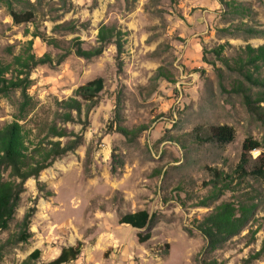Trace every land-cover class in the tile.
Instances as JSON below:
<instances>
[{"label": "rangeland", "instance_id": "374dc122", "mask_svg": "<svg viewBox=\"0 0 264 264\" xmlns=\"http://www.w3.org/2000/svg\"><path fill=\"white\" fill-rule=\"evenodd\" d=\"M11 1L34 19L17 24L0 2V59L11 62L33 40L32 53L53 60L31 74L30 94L38 106L21 124L33 132L32 139L38 141L56 120L57 101L74 97L99 77L106 86L87 119L83 112L82 144L41 173L46 190L40 192L34 178L27 181L0 238L6 243L35 208L31 238L6 244L0 264H22L35 250H41L38 264H48L78 242L83 250L71 264H264V256L246 262L264 241L263 176H250L235 193L201 204L211 193L213 169L233 175L246 140L260 144L249 169L264 161V59L246 61L248 46H264V0ZM102 25L128 32L121 72L114 45L90 60L72 50L74 40L84 49L97 46ZM242 59L240 70L235 64ZM160 67L171 82L156 77ZM120 91L122 125L142 128L131 141L111 128ZM19 97V92L12 100L0 97V128L13 122ZM57 123L75 132L83 127ZM223 125L235 129L232 143L219 146L203 138V130ZM244 193L259 205L254 218L223 247L206 250L196 225L215 206ZM141 210L154 216L149 228L120 224L122 215ZM149 232L152 238L140 244L138 233Z\"/></svg>", "mask_w": 264, "mask_h": 264}, {"label": "trees", "instance_id": "16d2710c", "mask_svg": "<svg viewBox=\"0 0 264 264\" xmlns=\"http://www.w3.org/2000/svg\"><path fill=\"white\" fill-rule=\"evenodd\" d=\"M4 3L13 20L17 24L32 22L33 12L17 11L11 0H0ZM128 32L123 31L116 25H102L98 37V45L91 49H84L78 40L73 41L72 50L81 58L90 60L101 56L109 45L116 47V64L118 71L121 72L124 62L126 37ZM34 37L47 39L40 35ZM55 45L54 42H48ZM34 41L27 43V48L13 58L11 62L0 59V97L12 100L11 94L19 92L20 97L15 103L16 113L13 122L0 128V234L10 227L16 211L19 207L22 195L26 191V183L31 178L38 180L40 192L46 190V186L39 181L41 173L51 167L54 162L62 156L74 152L83 142V133L86 129V122L81 120L83 112L88 118L91 110L97 106L103 91L105 90V80L101 77L89 81L80 86L75 92L74 97L57 101V117L55 121L47 123L45 135L39 134L38 141L32 139L33 132L27 130L22 121L26 120L30 113L37 109L38 102L30 94L32 86L31 74L33 69L41 64H51L52 58L49 55L37 57L32 53ZM57 46V45H55ZM246 61L253 63L256 60L264 59V46L258 49L247 47ZM257 53V56L254 55ZM218 56L220 52L216 53ZM65 55H61L58 64ZM259 58V59H258ZM244 59L237 62L235 66L244 69ZM213 65V64H212ZM157 78H164L171 82L168 71L164 67L158 69ZM221 78V75H220ZM221 85H223L221 83ZM240 92L242 89L240 88ZM249 96L246 100L249 104ZM122 100L121 91L118 92L117 106L112 121V127L116 132L122 134L128 140H134L142 132V128L129 130L122 125ZM72 123L83 125L80 132L69 130L67 127L59 126L57 123ZM203 138L219 146L232 143L236 137V131L232 126L223 125L211 127L202 131ZM58 140H54V139ZM60 139H69L65 144ZM260 148L257 141L248 139L243 145V152L236 169L232 174L225 173L218 169H213L212 186L210 195L202 201V205L208 206L210 202L218 200L225 192H236V187L247 182L250 176L258 178L264 177V161L255 168L249 169L251 163V153ZM115 173L116 171L113 170ZM237 178L238 184L234 185ZM45 194L50 195L51 192ZM47 196V195H46ZM259 205L251 193H244L241 196L234 195V199L223 201L196 225V230L205 238L208 251H215L223 247L231 238L242 233L254 218ZM36 212L35 208H30L19 224V231L13 234L6 243H2L0 238V256L6 244L26 243L31 238L30 225ZM154 216L146 210L127 213L119 219L121 225H128L137 230L149 228L153 223ZM140 244L147 243L151 238V233L137 235ZM168 249V245L166 246ZM83 250V243L78 242L75 246L63 247L59 256L48 264H71L77 261ZM166 254L165 252L163 253ZM264 256V241L260 251L252 255L246 262L261 259ZM41 260V250L32 252L22 264H38ZM1 261V260H0ZM205 264V263H204ZM209 264H219L218 261H211Z\"/></svg>", "mask_w": 264, "mask_h": 264}]
</instances>
